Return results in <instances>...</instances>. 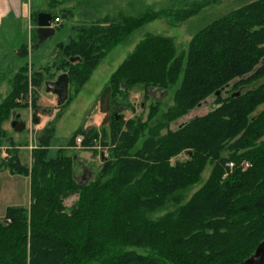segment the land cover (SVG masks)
Segmentation results:
<instances>
[{
    "label": "trees",
    "instance_id": "16d2710c",
    "mask_svg": "<svg viewBox=\"0 0 264 264\" xmlns=\"http://www.w3.org/2000/svg\"><path fill=\"white\" fill-rule=\"evenodd\" d=\"M51 0L53 19L72 17V8ZM220 0H192L175 10L146 9L135 16L82 24L67 43H59L56 69L43 66L31 80L24 64L9 95L0 103V148L4 125L33 100L47 81L69 75V95L78 93L102 58L131 32L159 17L181 22ZM83 2V1H82ZM33 13L36 23L37 13ZM58 29V24L55 26ZM33 41L37 42L33 30ZM24 50L22 56H27ZM79 60L71 62V57ZM31 83V84H30ZM255 87L249 88L251 85ZM111 104L138 87L144 98L157 88L172 90L173 104L152 126L141 117H113L102 127L99 170L82 180L79 155L58 147L53 123L37 137L31 165L11 144L0 167L30 178L28 208L12 206L0 217V264H238L264 239V0H255L213 19L187 49L173 37L150 34L137 44L109 80ZM217 91H220L217 94ZM217 104L203 115L168 129L171 121L210 98ZM150 118L157 113L151 106ZM258 111V112H257ZM166 128V133H161ZM89 148L98 129L80 128ZM71 145V144H70ZM1 152V150H0ZM185 152L188 159L172 163ZM94 153L97 154L96 150ZM232 161V168L226 162ZM212 166L206 181L202 173ZM82 166V164H81ZM197 187V188H196ZM77 195L71 207L65 201Z\"/></svg>",
    "mask_w": 264,
    "mask_h": 264
},
{
    "label": "rangeland",
    "instance_id": "374dc122",
    "mask_svg": "<svg viewBox=\"0 0 264 264\" xmlns=\"http://www.w3.org/2000/svg\"><path fill=\"white\" fill-rule=\"evenodd\" d=\"M191 1L192 0H66L64 4L56 8V11L62 8H72V17L61 19L55 35L48 38L42 44H38V41L34 42L32 40L33 31L29 35L28 26L27 23H25L22 32L8 34L0 31V52H8L6 57L11 58L13 55L12 50H18L21 55L24 54L25 49L28 50L27 56L19 55L18 57L16 56L15 59L17 58L19 64L22 66L27 64V74L31 80V75L34 72L32 68L33 64L34 67H36L37 64L45 63V66H52V71L56 69L54 53L57 50V45L61 42H69L70 39L76 35V28L82 24H91L104 18L115 19L121 16H135L147 11L146 9H154L156 11L164 9L175 10L189 5ZM252 1L255 0H220L218 3L203 8L196 15L181 22L175 21L177 15L173 16V18L162 16L135 29L122 42L108 51L78 93L72 90L71 100L64 108H60V106L56 105L58 109L54 111L49 121L43 126L42 124L39 126L29 125L31 128V135L28 128L20 133H15L10 126V122L14 119V116H12L4 125L7 136L3 147L12 148L11 144L21 146L22 148H19L20 160L23 164L30 166L33 148H27L26 146L31 144L32 146H36L38 135L53 123L55 127V139L52 154H55L57 148L60 146L67 148L68 152L75 151L76 154L79 155L78 161H80V163L76 165V172L78 175L80 174L79 178L81 179L84 175L88 176V178L92 177L101 166L102 155L107 153L108 150V147L103 144V140L106 138H104V134L101 131L103 126L107 130L110 122L103 125L102 115L104 114L97 108L85 125L87 126L89 124V126L86 127L87 129L92 127L98 129L99 138L95 145L89 148H84V146L78 147L77 144L74 145V143H70L69 140L78 133L80 128H83V122L88 111L95 103H98L104 89L110 86V77L124 60L134 52L137 44L150 34L170 36L174 38L178 52H183L187 49L192 37L213 19ZM50 2L51 0H30L29 2L27 0L26 8L31 6L33 12L42 11L44 9H49ZM2 70L3 68L0 67V103L9 95L13 87V81L20 69L15 73L9 70ZM256 85L257 84H253L249 88L255 87ZM33 90V87L30 86L28 95L22 99L23 104H26V106L21 109V120L25 123L31 121L32 116L30 108L36 106L37 103L33 100ZM172 92V90L166 92L154 88L149 91V97L146 99L144 98L143 89L135 87L129 92L127 98L121 99L123 107H120L119 110L116 111V114L119 117L123 114L126 119L141 117L144 122L152 126L163 119V113L173 104ZM214 99L213 97L206 99L200 107L194 108L186 115L171 121L168 124V129L173 131L177 129L182 122L192 117L203 115L215 108L217 104ZM40 104L44 105L43 102ZM152 105L157 107V113L153 118H150V109ZM263 108L264 105L260 106L258 111ZM94 116H97V123L93 121ZM167 131L168 130L164 128L161 133H166ZM94 150H96L97 154L94 153ZM187 159V154L181 152L179 155L173 157L171 162L178 163ZM211 169L212 166L208 165L202 173L203 182L208 179ZM76 199L77 195L68 198L65 201V205L68 208L71 207ZM30 203L31 192L29 176L22 173H13L6 168L0 167V217L2 218L6 215L9 207L20 206L28 208Z\"/></svg>",
    "mask_w": 264,
    "mask_h": 264
},
{
    "label": "crops",
    "instance_id": "0c3cea01",
    "mask_svg": "<svg viewBox=\"0 0 264 264\" xmlns=\"http://www.w3.org/2000/svg\"><path fill=\"white\" fill-rule=\"evenodd\" d=\"M26 1L27 0H0V31L3 33H13V32H22V29H24V24L27 23V28L29 35L30 33L36 29V23L34 24L33 21V10L31 9V6L29 8H26ZM30 0H28L29 2ZM30 38V36H29ZM7 51V50H6ZM8 52L1 51L0 52V67L3 68V70H9L12 71V73H15L20 67H22L21 64H19V60L15 57L22 56L18 50H12V57H6ZM55 55V53H54ZM46 62V61H45ZM40 65V66H39ZM37 64L36 67H34L33 64V70L37 71L38 69L45 66V63ZM31 68V69H32ZM2 70V71H3ZM43 102L44 105H41L40 103ZM57 105V97L56 95L47 92L46 91V85H44L39 91H38V99L36 106L31 107V121L26 122V128H28L29 133L31 135V128L29 125H35L39 126L42 124V126L49 121L54 111L58 108H56ZM22 113V112H21ZM17 115V114H16ZM22 117V115H21ZM21 117L19 119V122H22ZM104 119V115H102ZM94 123H97V116H94ZM13 121V120H12ZM11 121V122H12ZM10 122V126L13 129L15 133H20L21 131H17L12 127V124ZM89 126V124L87 125ZM85 126V129L86 127ZM17 148H22L21 146L16 144ZM27 148L31 147L34 148L36 146H26ZM52 150V149H51Z\"/></svg>",
    "mask_w": 264,
    "mask_h": 264
},
{
    "label": "water",
    "instance_id": "95a60500",
    "mask_svg": "<svg viewBox=\"0 0 264 264\" xmlns=\"http://www.w3.org/2000/svg\"><path fill=\"white\" fill-rule=\"evenodd\" d=\"M62 18H66V15L63 14ZM36 35L38 39V44H42L48 38L52 37L56 33V28L53 26V14L48 11H40L36 16ZM71 62L79 60V57H71ZM46 91L50 92L57 97V105L61 106L65 103L69 95V75L68 73H61L55 80L47 81L45 83ZM220 91H217L219 94ZM98 108V110L104 114L103 125L108 124L112 118V105H111V86H107L98 103H95L93 107L88 111L87 116L83 122V129L87 124L89 118L92 116L93 112ZM22 113L19 112L14 117L11 122L12 127L21 131L26 128L25 122H19ZM119 118V116H115ZM88 176L84 175L83 180H86ZM238 264H264V239L259 243L255 251L244 261Z\"/></svg>",
    "mask_w": 264,
    "mask_h": 264
},
{
    "label": "built area",
    "instance_id": "2783aa9c",
    "mask_svg": "<svg viewBox=\"0 0 264 264\" xmlns=\"http://www.w3.org/2000/svg\"><path fill=\"white\" fill-rule=\"evenodd\" d=\"M60 21H61V18H59V17L54 18L53 19V26L55 27L57 24L60 23ZM82 142H83V137L82 136L78 137L77 140H76L77 146L78 147H81V146L83 147ZM8 149H9V147L7 148V147H3V146L0 148V150H1L0 158L5 159V158H7L9 156ZM233 166H234V163L232 161L226 162V167L227 168H232Z\"/></svg>",
    "mask_w": 264,
    "mask_h": 264
},
{
    "label": "flooded vegetation",
    "instance_id": "af4514ba",
    "mask_svg": "<svg viewBox=\"0 0 264 264\" xmlns=\"http://www.w3.org/2000/svg\"><path fill=\"white\" fill-rule=\"evenodd\" d=\"M115 116H117L116 110L112 107V118L115 117ZM112 118H111V120H112Z\"/></svg>",
    "mask_w": 264,
    "mask_h": 264
}]
</instances>
